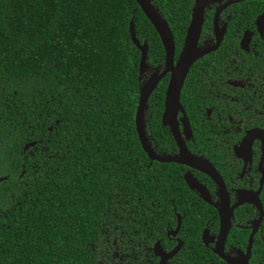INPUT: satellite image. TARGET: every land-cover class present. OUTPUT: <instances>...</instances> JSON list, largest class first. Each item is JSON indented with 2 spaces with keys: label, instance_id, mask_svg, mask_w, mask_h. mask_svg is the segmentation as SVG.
Returning a JSON list of instances; mask_svg holds the SVG:
<instances>
[{
  "label": "trees",
  "instance_id": "obj_1",
  "mask_svg": "<svg viewBox=\"0 0 264 264\" xmlns=\"http://www.w3.org/2000/svg\"><path fill=\"white\" fill-rule=\"evenodd\" d=\"M130 20L161 60L134 0H0L1 264H86L80 232L99 226L111 197L137 208L173 183L135 133Z\"/></svg>",
  "mask_w": 264,
  "mask_h": 264
},
{
  "label": "flooded vegetation",
  "instance_id": "obj_2",
  "mask_svg": "<svg viewBox=\"0 0 264 264\" xmlns=\"http://www.w3.org/2000/svg\"><path fill=\"white\" fill-rule=\"evenodd\" d=\"M148 1L172 36L173 65L198 26V55L172 111L174 134L162 121L163 55L150 59L146 39H136L147 47L138 86L161 75L143 112L149 149L172 158L184 148L193 161L146 156L173 183L137 208L126 195L122 206L111 197L99 226L80 232L86 264H264V0Z\"/></svg>",
  "mask_w": 264,
  "mask_h": 264
},
{
  "label": "water",
  "instance_id": "obj_3",
  "mask_svg": "<svg viewBox=\"0 0 264 264\" xmlns=\"http://www.w3.org/2000/svg\"><path fill=\"white\" fill-rule=\"evenodd\" d=\"M134 2L139 7L140 11L150 23L152 28L154 29L155 33L157 34L160 44L163 48V65L164 71L169 72V79L166 86V90L164 93V100H163V113H162V121L164 125H167L170 128V131L173 133V128L171 126V119H172V111L173 108L176 106L178 107V95L179 90L187 71V68L193 62V60L197 57L198 52L195 50V39L198 31L197 27H190L189 31L187 32L182 49L179 53L178 59L173 65V41L170 31L164 22V20L160 17V15L156 12V10L151 6L148 0H134ZM195 21V18H194ZM195 28V30H193ZM128 34L131 44L135 47V49L139 52V60H138V75L137 78L141 75V72L145 65L146 60V50L147 47L145 43L140 45L135 38L134 30H133V22L130 20L128 23ZM161 75L157 76L151 88L147 91L146 95L143 96V88L145 87L146 81L144 84L138 86V99L137 104L134 111V129L139 141V145L142 151L146 154L147 158L150 161L155 160L158 162H173V163H184L189 164L193 161V158L188 154V152L183 148L180 150V154L176 157H167L162 158L158 157L149 149V143L146 140L145 133L143 130V112L146 107V100L151 92L152 88L154 87L157 79H159ZM50 131V128H48ZM174 134V133H173ZM35 142H28L26 143L22 151L25 152L29 148L33 147ZM3 178H0L2 181Z\"/></svg>",
  "mask_w": 264,
  "mask_h": 264
},
{
  "label": "bare ground",
  "instance_id": "obj_4",
  "mask_svg": "<svg viewBox=\"0 0 264 264\" xmlns=\"http://www.w3.org/2000/svg\"><path fill=\"white\" fill-rule=\"evenodd\" d=\"M155 79L150 78V80L146 83L145 87L143 88V96L146 95L147 91L151 88V86L153 85Z\"/></svg>",
  "mask_w": 264,
  "mask_h": 264
}]
</instances>
